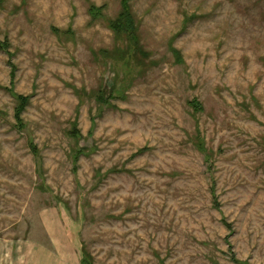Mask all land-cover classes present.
<instances>
[{"label":"rangeland","instance_id":"obj_1","mask_svg":"<svg viewBox=\"0 0 264 264\" xmlns=\"http://www.w3.org/2000/svg\"><path fill=\"white\" fill-rule=\"evenodd\" d=\"M130 3L129 64L119 0H0V264H264V0Z\"/></svg>","mask_w":264,"mask_h":264},{"label":"trees","instance_id":"obj_2","mask_svg":"<svg viewBox=\"0 0 264 264\" xmlns=\"http://www.w3.org/2000/svg\"><path fill=\"white\" fill-rule=\"evenodd\" d=\"M131 0H119L120 8L118 12L113 17H106L105 21L107 27L113 32L116 39L125 43L124 47H114L111 50H105L103 55L113 60L125 61L130 64L131 59L138 61L147 59L149 53L145 51L144 47L141 44V40L138 32V24L135 17V14L132 10L130 3ZM104 9L105 6H96L94 3L88 5V13L92 21L104 18ZM56 30V29H55ZM9 42L8 39H0V50L8 53ZM172 54L176 57L177 62L181 61L180 53L173 47H170ZM111 91V89L109 90ZM111 95V92L108 94ZM107 95V98H108ZM16 105L14 108V118L18 126H22L21 112L24 110L25 106L29 102V97L21 94H14ZM98 102L105 103L107 98L103 95L102 92H99L96 97ZM194 109H200V105L197 104L194 100L189 102ZM71 135L75 138L79 136V130L77 125L74 124L71 129ZM199 145V144H198ZM200 149V146H198ZM33 152L37 154L36 148L32 146ZM91 259V255L83 248L81 256V264H91L87 263ZM232 259L235 260L234 255L232 254ZM242 263V262H240ZM243 264V263H242Z\"/></svg>","mask_w":264,"mask_h":264},{"label":"crops","instance_id":"obj_3","mask_svg":"<svg viewBox=\"0 0 264 264\" xmlns=\"http://www.w3.org/2000/svg\"><path fill=\"white\" fill-rule=\"evenodd\" d=\"M38 248V247H37ZM35 248L33 255V260L30 264H79L72 251H43Z\"/></svg>","mask_w":264,"mask_h":264}]
</instances>
